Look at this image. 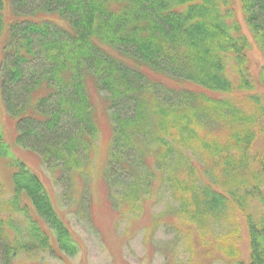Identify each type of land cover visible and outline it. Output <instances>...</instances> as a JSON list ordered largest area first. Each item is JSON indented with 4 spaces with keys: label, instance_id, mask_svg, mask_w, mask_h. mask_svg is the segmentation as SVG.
Segmentation results:
<instances>
[{
    "label": "trees",
    "instance_id": "trees-1",
    "mask_svg": "<svg viewBox=\"0 0 264 264\" xmlns=\"http://www.w3.org/2000/svg\"><path fill=\"white\" fill-rule=\"evenodd\" d=\"M237 3L264 57V0ZM242 31L232 0H0V106L13 121L12 145L34 153L63 204L77 202L89 221L100 129L93 91L102 94L112 208L142 203L159 181L174 220L163 228L178 238L175 222L192 224L211 264H244L238 213L248 264H264V155L252 151L264 135V97ZM256 79L264 87V66ZM12 145L0 120V159L12 169L6 199L0 181V264L19 253L75 256L78 244L43 182ZM208 218L230 229L204 234ZM175 249L164 264H175Z\"/></svg>",
    "mask_w": 264,
    "mask_h": 264
},
{
    "label": "rangeland",
    "instance_id": "rangeland-1",
    "mask_svg": "<svg viewBox=\"0 0 264 264\" xmlns=\"http://www.w3.org/2000/svg\"><path fill=\"white\" fill-rule=\"evenodd\" d=\"M232 7L235 16L240 21L242 32L246 34L250 48L247 51L249 63V73L255 83V91L264 97V87L258 84L257 76L260 68L264 66V57L255 45L253 39L248 34L239 12L237 0H232ZM95 107L97 108V117L100 129L96 137L95 152L91 158L90 171L88 179V189L91 196V218L87 221L77 213V202L72 201L65 206L61 199V189L55 183L52 174L47 170L38 157L24 149L12 145V138L15 130L13 121L8 119L0 106V120L6 140L12 145L14 157L21 159L25 164L35 172L44 184L50 200L64 224L72 234V237L78 244V251L75 256H59L52 258L47 253H19L13 261V264H164V256L171 253L173 247L175 264H211L206 259L203 245L197 243L199 238V228L192 224H186L178 220L175 222L181 228V234L177 238L170 230L168 225L164 224L172 221L169 216L168 206L171 200L160 184L156 182L152 193H147L144 201H137L136 204L124 211L126 205L123 204L120 209H113L108 199V188L102 176V170L107 159V145L110 141L111 124L107 114L102 109L101 100L103 95L93 91ZM253 152H259L264 155V135L255 140ZM12 169L5 160L0 159V181L3 187V198L6 199L12 194V184L10 181ZM82 181L75 180L74 193L72 196L77 200L81 194ZM25 203L26 200L23 199ZM260 207V206H258ZM264 209V207H263ZM131 213L127 217H122V213ZM135 213V214H134ZM237 223L241 225L238 232L237 243L239 257L244 264H248V239L243 219L236 213ZM19 218V217H18ZM208 228L204 234L214 236L226 233L230 227L227 222H220L209 219ZM88 222V223H87ZM219 223V224H218ZM198 230V231H197ZM212 240V237H209ZM213 264H225L216 261Z\"/></svg>",
    "mask_w": 264,
    "mask_h": 264
}]
</instances>
